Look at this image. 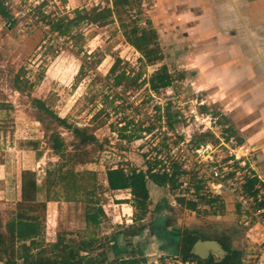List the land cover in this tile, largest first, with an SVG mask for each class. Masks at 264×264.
Here are the masks:
<instances>
[{"label":"rangeland","instance_id":"374dc122","mask_svg":"<svg viewBox=\"0 0 264 264\" xmlns=\"http://www.w3.org/2000/svg\"><path fill=\"white\" fill-rule=\"evenodd\" d=\"M105 1L87 0L86 7L81 6L74 10H89L94 6L102 9ZM57 2L60 7L63 5L62 0ZM141 7L138 23L144 26V22H147L155 29L162 56L160 63L166 66L169 74L176 77L169 87L157 92L149 90L146 81L155 67L148 68L147 73L141 76L138 82L142 85L135 92L122 94L120 88L113 87L112 80L107 79V71L115 56L121 61L120 66L125 73L132 76L137 71L139 54L123 42L121 35L114 31L112 23L104 27L98 26L103 17L101 12H98L101 14L98 21L95 19L96 13L89 21L82 22L72 30L75 40L77 37L82 40L77 39L74 44L73 40L63 37V49L56 47L55 40H46L40 27L15 19L9 10L14 21L12 27L9 28L0 17V236L5 237L4 224L12 212H15V204L19 200L20 171L29 169L35 174L37 183L42 184L45 172L56 173L59 165L64 162L51 149L50 139L53 135L62 138L65 155L86 152L94 159L93 163L76 167L74 172H95L97 183L106 187L105 170L117 165L133 168L136 173H146L151 164L161 161L158 167L162 166L170 173V163H167L171 161L166 159H173V151H167L168 156H165L163 150L167 146L169 148V145L165 140L160 141L157 132L173 127H179L177 130L180 132L182 126L183 132L186 129L190 133L197 125L201 133L194 136L195 142L211 144L215 148L223 142L229 147L227 140L232 137L247 149L256 147L254 153L245 157L246 174L247 178L256 176L259 183L255 184L264 196V187L260 188V184L264 185V157L261 158L260 155L264 151V108L247 102L246 107H241L239 113L231 114L238 109V105L233 104L230 109L229 104L224 102L231 99L235 88L225 84L219 86L212 72L192 70L194 76L189 75V63L180 62L183 57L180 48L189 50L190 39L177 36L173 23L165 25L160 23L161 19L152 17V12L158 9L157 3L154 7L150 0H141ZM44 10L50 12L46 8ZM60 10L61 13L56 16L66 14L71 17L70 13L74 11L66 10V7H61ZM131 15L135 13L132 12ZM109 20L114 22L113 17ZM78 48L81 50L79 53ZM98 60L100 62L91 69L89 64ZM82 69L83 72H88L87 76L77 82L75 76ZM92 76L97 77L99 82L94 80L90 85ZM197 77L202 78L201 85L192 82ZM220 78L227 77L221 72ZM24 82L34 85L31 89L20 91ZM217 91H221L220 95H216ZM201 97L204 101H199ZM166 110L173 117L170 121L165 118ZM179 112L185 113L186 118H177ZM193 117L197 118L196 122ZM122 118L128 121V126L120 133L119 129L123 128ZM58 119H65L67 124L81 128L85 136H91L93 140L82 144L80 137L61 126ZM187 119L190 120V125L186 123ZM150 124L153 126L152 131H144ZM157 126L159 129H156ZM4 127L6 130H3ZM120 134L129 136L130 142L121 139ZM29 142L36 144L32 147ZM206 154H209L208 150L201 152L203 159ZM149 172L157 174L158 168H152ZM182 175V179L178 177L176 183L167 184L165 187H157L147 182L150 201L148 212L168 199L173 205L171 213L176 222L191 224L203 222L205 217L214 215L215 211H222L223 214L237 209L232 199L223 195L211 197L212 191L204 188L200 193L193 192L192 197L182 196L180 188L186 189L188 184L202 186L203 183L206 186L199 175L196 178V173L189 169ZM207 191L209 192L206 193ZM201 197L215 200L223 208H210L203 200L200 201ZM130 199L128 191H104L100 197L81 196L79 203H67L63 200L61 189H56L40 214L44 220L43 236L29 257L32 259L38 251L51 254L57 235L67 232L65 243L76 254L70 263L79 259L84 264L90 263V258L85 253L81 250L77 253V249L82 246L81 242L88 235L93 236L97 243L131 223L139 224L140 221L135 222L132 219L133 208L128 201ZM178 199L183 200V205ZM187 202L194 203V208L188 209L185 206ZM236 219L247 235L245 248L248 250V257L244 264H252L253 251L257 252L264 247V244H260L264 239V229L256 226L247 232L241 226L238 213ZM1 249L0 246V264H4ZM144 264L184 263L150 261Z\"/></svg>","mask_w":264,"mask_h":264},{"label":"trees","instance_id":"16d2710c","mask_svg":"<svg viewBox=\"0 0 264 264\" xmlns=\"http://www.w3.org/2000/svg\"><path fill=\"white\" fill-rule=\"evenodd\" d=\"M45 3H41L33 10V15L41 23L48 25L51 32H55L58 36L66 37L69 41L82 40L77 37L76 40L72 36V30L77 28L82 22L89 21L96 13L101 12L103 17L98 22L99 27H104L108 23L114 25V31L118 32L124 43L132 47L138 54L137 71L132 74H126L123 67L120 66L121 61L117 56L111 61V65L107 71V79L112 80V85L115 88H120L121 93L135 92L140 84L139 79L147 73L148 68H154V71L147 76L148 89L154 92L169 87L175 81V75L167 72L166 66L161 64L162 56L160 54L158 36L155 29L147 22L144 26L138 23L139 16L142 13L141 0H106L104 8L94 6L89 10H74L70 14L56 16L53 12L44 10ZM134 12L135 15H131ZM0 17L5 24L12 27L14 21L6 7H3L0 1ZM113 17L114 22L109 20ZM110 22H109V21ZM50 50V49H49ZM81 50L78 48L77 53ZM51 53L53 51L51 50ZM100 60L89 64L91 69L95 68ZM88 72L79 70L75 76V80L80 82L87 76ZM94 80L99 79L92 76L89 84L92 85ZM144 82V81H142ZM34 84L23 83L20 91L26 88L31 89ZM1 107V106H0ZM166 120H172V115L169 111L165 112ZM158 119V118H157ZM61 126L69 129L76 137H80V142L85 144L92 141L91 136H85L83 130L77 126L66 123L65 119H58ZM123 128H120V133H123L128 126V121L122 118ZM153 126L144 131H152ZM6 130V127L3 128ZM121 139L130 142L129 136L125 137L120 134ZM51 149L58 156L61 163L56 173L46 171L43 177L42 184L37 183L36 176L29 169L20 171L19 185V200L15 204V212L9 217L4 224L5 237L0 236V246L2 247V256L4 264H69L75 259L76 254L65 243L67 232H60L57 235L55 243L52 245V253L47 255L38 251L31 259L29 257L31 251L38 247V241L42 239L44 232V220L40 214L45 210V205L56 189H61L63 200L67 203H79L80 197L101 196L104 191H128L131 199L128 200L133 208L132 219L137 222L144 218L148 212L150 205L147 182H151L157 187H165L167 184H173L181 171L175 165L168 166L170 173L166 172L165 168L160 166L161 161H155L151 164L146 173L135 172L133 168L117 165L115 168H106L105 181L106 187L97 183V175L92 171L74 172L76 167L84 166L94 162V159L86 152H78L74 155L64 154V142L58 135L51 136ZM239 142V140H238ZM30 146L34 147L35 142H29ZM37 156L39 154H36ZM65 168V170H64ZM152 168H158L157 174H150ZM252 174V173H251ZM258 180L255 175L251 178H246V191L255 196L256 189L253 185ZM259 183V182H258ZM264 185L260 184V188ZM200 186L195 187V191L199 190ZM81 193V194H80ZM201 199V200H200ZM202 201L208 207H216L222 209V204H217L215 200H208L201 197ZM183 205V200H177ZM194 203L187 202L185 206L188 209L194 208ZM259 208H264V196L258 203ZM95 241L93 236H89L81 242L83 246L91 245ZM134 264V263H132Z\"/></svg>","mask_w":264,"mask_h":264},{"label":"crops","instance_id":"0c3cea01","mask_svg":"<svg viewBox=\"0 0 264 264\" xmlns=\"http://www.w3.org/2000/svg\"><path fill=\"white\" fill-rule=\"evenodd\" d=\"M85 1L62 0L61 7L71 11L86 7ZM150 1L154 7L158 5L153 18L161 19L165 25L173 23L177 36L190 39L189 50L180 48V62L189 63V75L194 76L192 70L212 72L219 86H233L231 99L224 102L230 109L233 104L238 105L231 114L239 113L247 102L264 108V0ZM100 16L96 14V21ZM221 72L227 78L221 79ZM201 79L197 77L192 82L201 85ZM220 93L217 91L216 95ZM199 101L204 100L201 97ZM256 158L259 159L257 155Z\"/></svg>","mask_w":264,"mask_h":264},{"label":"flooded vegetation","instance_id":"af4514ba","mask_svg":"<svg viewBox=\"0 0 264 264\" xmlns=\"http://www.w3.org/2000/svg\"><path fill=\"white\" fill-rule=\"evenodd\" d=\"M261 158L264 157L261 151ZM172 204L164 200L148 212L139 224L127 225L104 241L79 247L90 258L86 264H144L150 261H180L188 264H244L248 250L246 233L240 227L237 209L215 211L203 222L178 224L171 213ZM216 243L221 254H196L197 244ZM247 245V244H246ZM82 248H88L85 251ZM79 257L81 258L80 254ZM69 264H84L81 259Z\"/></svg>","mask_w":264,"mask_h":264},{"label":"built area","instance_id":"2783aa9c","mask_svg":"<svg viewBox=\"0 0 264 264\" xmlns=\"http://www.w3.org/2000/svg\"><path fill=\"white\" fill-rule=\"evenodd\" d=\"M0 1L7 10L13 13L15 19L24 20V22L29 23V25L40 27L45 34L46 40H55L56 47L63 49V37L57 36L55 32H49L47 25L38 21L33 15V8L39 6L41 2L45 3V8L50 12L60 14L61 7L57 0H40V2L37 0ZM177 118H181L182 120L185 119V113L179 112ZM193 119L196 122L197 118L193 117ZM186 123H188V125L191 124L189 119L186 120ZM157 128L158 126L156 129ZM177 128L179 127H173V129L170 130L165 128L166 130H160L157 133L160 141L165 140L167 141V145H169V148L167 146L163 150L165 156H168L167 151H173V159L168 160L167 158L166 160L171 161L167 164L170 163V165H175L179 168L181 171V175L178 176L179 179L183 176V173L188 172V169L192 171V173H196V178L197 175H199V178L206 184V186H204L202 183V186H200L197 192L200 193L204 188L208 189L210 192L212 191L211 193L213 194L211 197L223 195L232 199L236 204L241 226L246 229L247 232L252 231L256 226H260L264 229V208L258 207V203L262 200L263 194L260 193L256 184L253 185V189H256L259 194L256 193L255 196L250 195L245 187L246 178L248 177V174H246L245 157L254 153L256 148L248 147L247 149L245 146L237 143L232 137L227 140L229 147L220 139L222 143H219L217 148H215L211 144H201L193 140L194 136L201 133L197 129V125H195V129L190 133L186 129L183 132L182 126L180 127V132ZM203 150L209 151V154H206V158L204 159L201 156ZM196 186L188 184L186 189L180 188L182 196L192 197ZM260 244H264V239ZM251 260L252 264H264V247L257 252L253 251Z\"/></svg>","mask_w":264,"mask_h":264},{"label":"water","instance_id":"95a60500","mask_svg":"<svg viewBox=\"0 0 264 264\" xmlns=\"http://www.w3.org/2000/svg\"><path fill=\"white\" fill-rule=\"evenodd\" d=\"M194 251V253L196 254H209V253H213L216 252L218 254H221V250L219 248V246L212 242V243H203V244H197L196 248L192 249Z\"/></svg>","mask_w":264,"mask_h":264}]
</instances>
